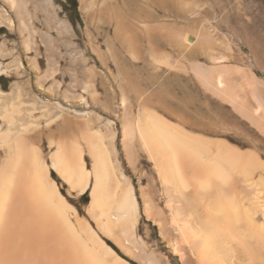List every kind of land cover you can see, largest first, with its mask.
<instances>
[{
    "label": "rangeland",
    "instance_id": "obj_1",
    "mask_svg": "<svg viewBox=\"0 0 264 264\" xmlns=\"http://www.w3.org/2000/svg\"><path fill=\"white\" fill-rule=\"evenodd\" d=\"M239 4L251 6L257 17L237 18ZM186 34L196 41H185ZM219 55L234 69L227 78L242 85L246 103L257 109L240 74L249 71L264 83V0H0V171L10 164L11 152L2 138L20 137L48 165L81 224L128 264H154L150 253L159 264H199L182 234L183 222L191 218L181 196L161 182L135 132L125 148L123 122L135 130L138 112L157 110L158 101L173 100L194 114L199 104L196 112L212 118L215 128L207 134L228 139L264 162V133L204 90L189 68L191 61L211 66ZM96 135L119 182L111 206L91 209L89 189L70 188L51 159L60 144L74 145L91 170L85 139ZM128 185L138 203L135 230L143 246L126 238L127 220L112 222L111 233L101 224L105 216L114 221L115 205ZM231 191L263 237L251 256L237 251L221 260L264 264V166L236 177Z\"/></svg>",
    "mask_w": 264,
    "mask_h": 264
},
{
    "label": "bare ground",
    "instance_id": "obj_2",
    "mask_svg": "<svg viewBox=\"0 0 264 264\" xmlns=\"http://www.w3.org/2000/svg\"><path fill=\"white\" fill-rule=\"evenodd\" d=\"M9 1L15 3V0ZM239 5L237 18L257 17L251 6ZM135 8L133 6V12ZM253 27L256 28L252 24ZM183 39L189 43L196 41V37L189 34ZM213 59L211 66L196 61L189 63L196 80L204 90L230 104L264 133L263 81L249 71L241 74L236 71L243 74L258 104L253 110L245 101L242 85L227 78V73L234 70L228 64L229 58ZM155 107L157 110L138 112L135 130L123 122L122 142L128 148L129 138L135 132L161 182L170 183L181 196L191 218L187 223L181 221L184 223L182 234L198 263L223 264L222 256L237 251L251 256L254 246L263 237L262 229L251 217L250 210L235 197L231 183L236 177L248 176L254 168L263 171L264 162L256 153L243 150L228 139L207 134L215 128L210 125L212 118H202L196 112L199 104L195 105L196 110L192 108L195 114L188 111V106L182 111L181 104L173 100L158 101ZM2 143L11 148V152L10 164L0 171V264H128L94 229L81 224L74 207L58 191L49 176L48 165L35 149L20 137L5 136ZM85 143L91 157V170L85 168L82 151L74 145L60 144L52 155L51 166L70 188L89 189L91 209L102 208L111 204L112 191L118 188L119 181L114 179L109 154L100 136H89ZM188 190L190 193L186 192ZM121 194L114 204V221L105 216L102 228L111 233L112 222L127 220L129 223L123 227L126 238L143 246L135 230L138 203L131 185ZM148 255L149 261L159 264L153 253Z\"/></svg>",
    "mask_w": 264,
    "mask_h": 264
}]
</instances>
